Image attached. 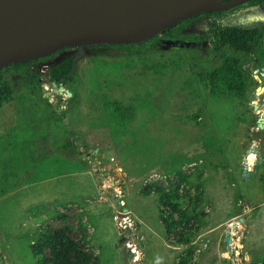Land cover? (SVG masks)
Listing matches in <instances>:
<instances>
[{
  "label": "rangeland",
  "instance_id": "rangeland-1",
  "mask_svg": "<svg viewBox=\"0 0 264 264\" xmlns=\"http://www.w3.org/2000/svg\"><path fill=\"white\" fill-rule=\"evenodd\" d=\"M219 16L257 31L253 53L213 51L201 15L0 69V264H264V0ZM69 55L70 104L41 74ZM226 56L249 71L237 96L201 77Z\"/></svg>",
  "mask_w": 264,
  "mask_h": 264
},
{
  "label": "water",
  "instance_id": "water-1",
  "mask_svg": "<svg viewBox=\"0 0 264 264\" xmlns=\"http://www.w3.org/2000/svg\"><path fill=\"white\" fill-rule=\"evenodd\" d=\"M246 1L0 0V69L49 56L67 46L142 42L179 21L203 12L227 10ZM41 74L56 92L71 97L69 89L49 80L47 65L42 66ZM256 91L257 97L264 92V86H257ZM252 99L250 95V106L260 113L256 126L263 131L264 100L255 103ZM248 154L249 147L245 162ZM92 171L98 170L92 166Z\"/></svg>",
  "mask_w": 264,
  "mask_h": 264
},
{
  "label": "trees",
  "instance_id": "trees-1",
  "mask_svg": "<svg viewBox=\"0 0 264 264\" xmlns=\"http://www.w3.org/2000/svg\"><path fill=\"white\" fill-rule=\"evenodd\" d=\"M254 1V0H252ZM223 13V11H212V12H203L197 14L191 18H196L201 15L206 16L207 27L206 30L208 32V40L211 43L212 50L215 52H221L225 47H230L234 49L235 52L244 53L245 55H250L253 53L254 48L259 40V35L254 29H247L237 24H225L222 22L219 14ZM190 19V18H188ZM187 20V19H185ZM182 20V21H185ZM179 21L173 26L165 28L161 30L159 33H163L164 38L170 39L174 34V30L177 26L182 22ZM175 40V38H174ZM173 40V41H174ZM143 42V41H142ZM142 42L136 43H98V44H89L95 46H122L127 44H139ZM202 44V43H201ZM70 46L61 48L59 50L67 49ZM58 51V50H57ZM55 54L53 52L49 56ZM46 56V57H49ZM43 57V58H46ZM37 58V59H43ZM74 56L69 55L63 58L58 64H52L49 67L48 76L50 81H55L58 85L64 84L67 85V89L72 93L69 98V104L73 99L77 98L76 91L73 86L68 85L67 81L69 80L70 72L74 66ZM31 60H25L18 63L13 64H27ZM6 65V66H8ZM246 69L243 67L242 62L239 57H224L223 62L218 64L217 66H204L202 69L201 77L204 80L206 87L210 89V93L212 94H225L228 96H237L241 94L242 88L245 86V83L248 80V76H246ZM11 90L8 88H4L0 90V108L3 107L4 103L8 100ZM196 117V116H195ZM256 121V120H255ZM259 136L264 135L261 132H257ZM264 140V137H263ZM68 144V143H67ZM168 198L171 197H161L164 201H169ZM56 253V252H55ZM67 253V252H66ZM34 255L36 259V264H43L44 258L41 256V253L37 250H34ZM56 260L59 261L58 253H56Z\"/></svg>",
  "mask_w": 264,
  "mask_h": 264
},
{
  "label": "flooded vegetation",
  "instance_id": "flooded-vegetation-1",
  "mask_svg": "<svg viewBox=\"0 0 264 264\" xmlns=\"http://www.w3.org/2000/svg\"><path fill=\"white\" fill-rule=\"evenodd\" d=\"M221 1H226V0H221ZM252 0H248V1H246V2H251ZM246 2H244V3H246ZM242 5V4H241ZM241 5H237V6H241ZM234 7H236V6H234ZM234 7H232V8H234ZM231 9V8H230ZM228 10V9H227ZM223 12H224V10H222ZM210 12H212V11H210ZM219 12H221V11H219ZM209 41V40H208ZM209 43H210V41H209ZM211 44V43H210ZM212 47V46H211ZM234 50V49H233ZM215 60H211V62H210V64L212 65V66H214L215 65ZM243 63H246V61L245 62H242V65H243ZM243 67L246 69V72L247 73H249V71H248V69H247V67L245 66V65H243ZM264 76V75H263ZM257 88V87H256ZM257 92V91H256ZM264 93V92H263ZM253 97L255 96V95H252ZM249 98V97H248ZM253 100V99H252ZM257 120V119H256Z\"/></svg>",
  "mask_w": 264,
  "mask_h": 264
},
{
  "label": "bare ground",
  "instance_id": "bare-ground-1",
  "mask_svg": "<svg viewBox=\"0 0 264 264\" xmlns=\"http://www.w3.org/2000/svg\"><path fill=\"white\" fill-rule=\"evenodd\" d=\"M250 153L256 154V147L252 144L251 146L249 145Z\"/></svg>",
  "mask_w": 264,
  "mask_h": 264
}]
</instances>
